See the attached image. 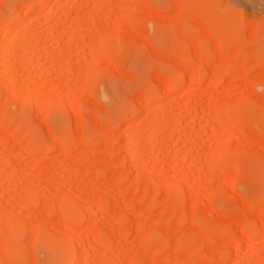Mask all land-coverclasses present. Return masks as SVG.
I'll return each instance as SVG.
<instances>
[{"label": "rangeland", "instance_id": "obj_1", "mask_svg": "<svg viewBox=\"0 0 264 264\" xmlns=\"http://www.w3.org/2000/svg\"><path fill=\"white\" fill-rule=\"evenodd\" d=\"M5 36L0 264H264V0H0Z\"/></svg>", "mask_w": 264, "mask_h": 264}, {"label": "bare ground", "instance_id": "obj_2", "mask_svg": "<svg viewBox=\"0 0 264 264\" xmlns=\"http://www.w3.org/2000/svg\"><path fill=\"white\" fill-rule=\"evenodd\" d=\"M50 2H54V0H49ZM76 21H78V19L76 20ZM80 21V20H79ZM81 22V21H80ZM9 33H11V32H9ZM7 36V35H6ZM6 36L3 38V43L1 44V46H0V50L2 51V47H3V45H5V43H7V38H6ZM219 49V48H218ZM217 49V50H218ZM217 52H219V51H217ZM220 54V53H219ZM216 55H218V54H216ZM199 58H198V65L196 64V70L195 69H193V70H191L190 69V71H189V73H188V75H189V82L191 83V84H195V83H200L201 81H202V78H201V76H200V73H199V70L198 69H200V67H202V66H206L207 64L208 65H210V63H212V60H210L207 56H205V55H203V54H199V56H198ZM220 57H221V54H220ZM223 59V58H222ZM196 61V60H195ZM218 61V60H217ZM222 61V60H221ZM220 62H218L217 64L216 63H214V66H216V69H217V72L219 71V68L221 67V69H223L224 67H226L225 65H228L229 63L228 62H225V61H223V63H220ZM213 64V63H212ZM213 66V65H212ZM222 66H223V68H222ZM198 68V69H197ZM186 70V69H185ZM184 70V72H187V71H185ZM187 70H189V69H187ZM181 71H183V70H181ZM184 72H182V73H184ZM216 72V73H217ZM229 74V73H228ZM228 74H226L227 76H231V81L232 80H235L236 79V75H228ZM214 75H216V74H214ZM222 76V74H218L217 73V77H219V76ZM224 73H223V77H224ZM225 75V76H226ZM215 77V76H214ZM212 78L211 79V82L213 83L216 79L215 78ZM216 77V78H217ZM222 78V77H221ZM226 78V77H225ZM228 78V77H227ZM217 79H219V80H217V81H215L214 82V84H216V82L217 83H219L220 82V77L219 78H217ZM223 79V78H222ZM221 79V80H222ZM229 79H230V77H229ZM189 82H188V84H189ZM232 83H234L233 81H232ZM169 86V85H168ZM167 87V86H166ZM165 87V88H166ZM165 90V89H164ZM165 91H167V92H165V93H168V92H171V88L170 87H167L166 88V90ZM219 107H220V105H218ZM219 107H217V109L219 108ZM221 109V111H223L222 112V114L224 113V110H222V108H220ZM218 111H219V109H218ZM227 112V111H226ZM225 114V113H224ZM221 116V115H220ZM223 116V115H222ZM219 117V116H218ZM223 117H225V116H223ZM225 119V118H224ZM226 120V119H225ZM83 141V140H82ZM82 144H83V142H81ZM85 143V142H84ZM86 144V143H85ZM83 146H84V144H83ZM87 147V146H86ZM85 148V147H84ZM56 149H58V148H56ZM219 156V155H218ZM211 159V158H210ZM219 159H217V161H218ZM210 163V162H209ZM207 164V163H206ZM210 167V166H209ZM48 203V202H47ZM47 208V207H46ZM260 221V222H259ZM258 221V223H259V226H258V229L257 230H253V231H250V232H243L242 234V238H240V237H238L239 239H241L244 243L246 242L247 244H248V241H252V239L256 236V235H258V233H260V232H263L264 231V216H263V218H261L260 220ZM127 227V226H126ZM114 228V227H113ZM115 229H117V228H115ZM111 231V230H110ZM116 231H118V230H116ZM120 231V230H119ZM114 232H115V230H114ZM111 233V232H110ZM113 234V233H112ZM116 234H118V233H116ZM115 234V235H116ZM122 234V233H121ZM120 234V235H121ZM246 245V244H245ZM237 251V250H236ZM78 255V254H77ZM77 257H79V262H78V264H84V259H85V257H86V251H81L80 250V252H79V256H77Z\"/></svg>", "mask_w": 264, "mask_h": 264}]
</instances>
